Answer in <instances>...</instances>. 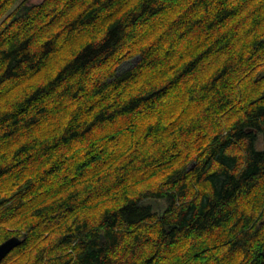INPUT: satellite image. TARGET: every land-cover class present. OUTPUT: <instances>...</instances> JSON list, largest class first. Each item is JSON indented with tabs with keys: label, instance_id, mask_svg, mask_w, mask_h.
<instances>
[{
	"label": "trees",
	"instance_id": "obj_1",
	"mask_svg": "<svg viewBox=\"0 0 264 264\" xmlns=\"http://www.w3.org/2000/svg\"><path fill=\"white\" fill-rule=\"evenodd\" d=\"M13 236L0 264H264V0H0Z\"/></svg>",
	"mask_w": 264,
	"mask_h": 264
},
{
	"label": "water",
	"instance_id": "obj_2",
	"mask_svg": "<svg viewBox=\"0 0 264 264\" xmlns=\"http://www.w3.org/2000/svg\"><path fill=\"white\" fill-rule=\"evenodd\" d=\"M8 241V245L2 249H0V261L18 244H20L21 239L17 236L10 237L6 239Z\"/></svg>",
	"mask_w": 264,
	"mask_h": 264
},
{
	"label": "snow or ice",
	"instance_id": "obj_3",
	"mask_svg": "<svg viewBox=\"0 0 264 264\" xmlns=\"http://www.w3.org/2000/svg\"><path fill=\"white\" fill-rule=\"evenodd\" d=\"M8 245V241L6 240H0V249L6 247Z\"/></svg>",
	"mask_w": 264,
	"mask_h": 264
},
{
	"label": "rangeland",
	"instance_id": "obj_4",
	"mask_svg": "<svg viewBox=\"0 0 264 264\" xmlns=\"http://www.w3.org/2000/svg\"><path fill=\"white\" fill-rule=\"evenodd\" d=\"M29 2H39L40 0H28ZM132 62V61H131ZM130 64V62H128ZM126 63V64H128Z\"/></svg>",
	"mask_w": 264,
	"mask_h": 264
}]
</instances>
